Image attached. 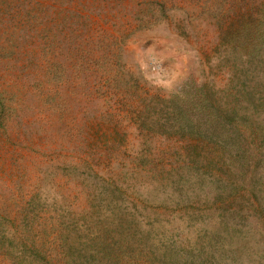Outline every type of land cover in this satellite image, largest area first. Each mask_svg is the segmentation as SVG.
<instances>
[{"label":"rangeland","instance_id":"1","mask_svg":"<svg viewBox=\"0 0 264 264\" xmlns=\"http://www.w3.org/2000/svg\"><path fill=\"white\" fill-rule=\"evenodd\" d=\"M251 119L264 121V0H0V264H43L35 250L56 247L25 236L74 220L150 203L185 220L174 189L212 165L209 127L224 129L215 177L240 179Z\"/></svg>","mask_w":264,"mask_h":264},{"label":"trees","instance_id":"2","mask_svg":"<svg viewBox=\"0 0 264 264\" xmlns=\"http://www.w3.org/2000/svg\"><path fill=\"white\" fill-rule=\"evenodd\" d=\"M219 113L220 108L215 106L206 110V114L216 117ZM188 116L185 119L190 120ZM247 125L248 142L256 151L249 158L243 156L241 163H237V172L243 178L249 173L245 170L255 167L249 185L231 175L215 177L212 169L221 167L214 158L224 129L213 123L209 127L213 137L208 139L210 145L207 143L211 149L204 156L212 165L207 164V169L193 173L190 176L193 183L188 180L181 189L175 187L177 202L180 199L183 202L177 208L178 219L192 220L195 214L200 215L198 221L187 220V224L183 219L167 220L164 214L167 206L153 203L143 213L118 211L114 216L112 212L95 216L93 220L87 217L74 220L73 229L67 230L66 236L56 234L48 239L36 232L26 235L31 245L49 242L56 247L46 249L40 245L33 258L43 264H264V172L256 166L258 160L264 162V121L251 119ZM253 172L258 173V178ZM204 179L212 183L202 185ZM215 181L219 183L216 189L211 186ZM196 183L201 185L197 187ZM59 228L55 230L61 231ZM60 242L61 246L67 244L65 249L60 247Z\"/></svg>","mask_w":264,"mask_h":264}]
</instances>
